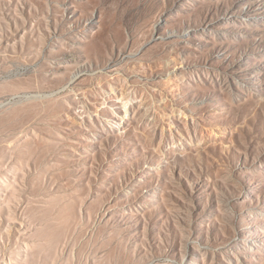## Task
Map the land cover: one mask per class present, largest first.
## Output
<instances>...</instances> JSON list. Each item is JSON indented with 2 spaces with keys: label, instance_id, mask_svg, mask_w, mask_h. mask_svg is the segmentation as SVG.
Here are the masks:
<instances>
[{
  "label": "rangeland",
  "instance_id": "1",
  "mask_svg": "<svg viewBox=\"0 0 264 264\" xmlns=\"http://www.w3.org/2000/svg\"><path fill=\"white\" fill-rule=\"evenodd\" d=\"M0 264H264V0H0Z\"/></svg>",
  "mask_w": 264,
  "mask_h": 264
}]
</instances>
